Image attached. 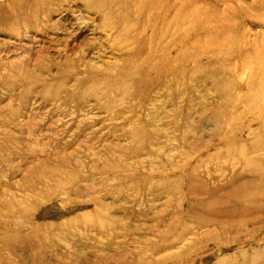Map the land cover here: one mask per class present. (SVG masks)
<instances>
[{
  "label": "rangeland",
  "instance_id": "1",
  "mask_svg": "<svg viewBox=\"0 0 264 264\" xmlns=\"http://www.w3.org/2000/svg\"><path fill=\"white\" fill-rule=\"evenodd\" d=\"M19 1L0 264H264V0Z\"/></svg>",
  "mask_w": 264,
  "mask_h": 264
},
{
  "label": "bare ground",
  "instance_id": "2",
  "mask_svg": "<svg viewBox=\"0 0 264 264\" xmlns=\"http://www.w3.org/2000/svg\"><path fill=\"white\" fill-rule=\"evenodd\" d=\"M14 1H15V2H14L15 7H17V5H18V3H19L20 1H19V0H14ZM43 1L45 2L46 0H42V2H43ZM89 1H90V0H89ZM100 2H101V3H104V2H106V1H103V0H102V1H100ZM107 2H108V1H107ZM13 8H14V7H13ZM13 8H12V9H13ZM126 9H127V8H126ZM126 9H125V10H126ZM128 9H129V8H128ZM12 11L17 13V12H18V9H17V8H14ZM114 11H115V10H114ZM115 13H116V12H115ZM118 14H119V13H118ZM15 15H16V14H13V17H12L13 20H16V19H14V18H16ZM114 16H116V15H114ZM184 17H185V16H184ZM111 18H113V15H112ZM184 19H185V18H184ZM129 30L131 31L130 27H129ZM129 30H128V31H129ZM128 31H127V32H128ZM130 31H129V32H130ZM129 32H128V33H129ZM131 42H132V41H131ZM127 43H128V42H127ZM129 43H130V42H129ZM132 43H133V42H132ZM125 44H126V43H125ZM130 50H131V49H130ZM150 52H151L150 56H152L151 58H155V56H157L156 49L151 48ZM137 54H138V53H137ZM135 56H136V55H135ZM142 63H145V62H142ZM142 63H140V64H142ZM137 64H138V63H137L136 61L132 62V63H131L132 68H136V67H137V66H136ZM140 64H139V65H140ZM156 64H157L156 61H154V63H153V62H151V63L149 62L148 66H151V65L154 66V65H156ZM127 77H128V76H127ZM118 83H119V82H118ZM120 83H121V81H120ZM123 83H124V82H123ZM125 83H126V81H125ZM124 85H125V84H124ZM125 87H126V85H125ZM218 200H219V199H218ZM215 201H216V200H215ZM210 209H211V208H210ZM214 210H215V209H214ZM217 211H218V210H217ZM217 211H215V212H217ZM228 212H229V211H228ZM210 214H211V213H210ZM210 214H209V215H210ZM228 215H229V214H228ZM214 216H215V215H214Z\"/></svg>",
  "mask_w": 264,
  "mask_h": 264
}]
</instances>
